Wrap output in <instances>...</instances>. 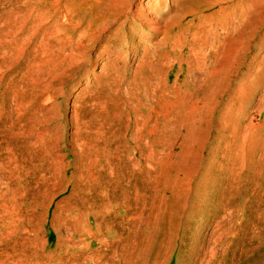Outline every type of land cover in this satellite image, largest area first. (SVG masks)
Wrapping results in <instances>:
<instances>
[{
    "label": "bare ground",
    "instance_id": "1",
    "mask_svg": "<svg viewBox=\"0 0 264 264\" xmlns=\"http://www.w3.org/2000/svg\"><path fill=\"white\" fill-rule=\"evenodd\" d=\"M12 1L14 5L6 14L16 25L10 26L4 20L0 28L3 63L10 61L16 65L24 53L23 48L32 45L30 40L37 30L42 34L38 45L29 52L34 56L30 65H26L8 111L0 110V245L7 251L9 243L27 228L32 238L27 242V255L34 256L35 264H43L38 260V251L34 250L38 246L34 240L37 213L40 218L46 217L44 210L58 195L69 190V204L63 207V218L59 221L61 216L53 215L52 228L57 234L58 252L47 253L45 256L50 259L84 254L104 256L96 248L97 234L101 231L98 219L106 222L101 208L112 207L114 201L119 202L115 206L117 210L132 213V223L127 229L128 237L132 233L130 238L137 236L136 223L146 209L152 213L157 201L159 207L165 205L168 209L162 213H168L169 221L157 245L153 243L150 247L151 259L142 257L140 264H165L173 257L183 260L198 256L204 248L201 244L195 246V234L187 228L189 221L206 208H210L216 218L221 209V204L213 206L214 180L209 184L205 181V177L214 172L215 160V156L209 154L206 156L208 164L205 162L208 133L212 127L220 135L237 136L239 132L243 141L252 134L251 122L242 129L239 122L245 118L247 101L244 98L251 87L252 62L243 64L249 55L250 44L259 34L262 35L254 49L258 51L264 47V0H170L172 5L180 7L182 14L176 25L169 24V13H163L167 0ZM218 5H221L218 12L204 15L203 12ZM171 10L176 13L175 9ZM187 17L190 20L183 23ZM214 18L215 35L208 43L205 31ZM116 24L118 26L111 30ZM126 24L129 27L123 32L122 27ZM136 26L141 28L140 34L161 35L156 45L159 49L164 48L166 54L157 59L156 65L172 59L164 64L167 71L178 67L190 80L196 75L200 78L190 81L191 87L179 90V93L176 88L173 94L165 84L166 73L160 74L159 69L153 68L151 76L156 77L157 86L149 80L129 85L131 96L125 101V107L134 111L133 130L123 137L129 143L120 152L123 156L105 155L107 147L99 145L105 133L98 131L94 137L85 131L79 137L75 134L67 151L68 145L62 144L60 135L53 133L54 118L43 103L48 91L54 83L60 85L59 77L64 67L69 64L74 67L77 59L85 54L89 45L99 40L101 34L110 32L103 39L106 47L98 56L110 57L114 52L108 53V45L120 41V48L124 49V40L139 34ZM217 30L223 35L219 36ZM206 45L210 49L208 56L202 53ZM130 46L134 48L133 43ZM169 52L175 53L174 57ZM242 57L243 71L236 74ZM115 58H123V55L118 54ZM43 65L49 68L45 69ZM59 70L61 72L57 73ZM112 87L116 90L114 85ZM183 91L181 98H172ZM236 109L240 119L233 116ZM141 111H148V116L140 115ZM101 120L91 125H99L95 128L100 129ZM81 128L84 129L83 125ZM179 136H182L181 149L172 162L171 148ZM114 141L118 142V138ZM114 150L118 152V147ZM157 168L160 173L169 168L174 172L161 194L152 186ZM107 170L108 177L104 175ZM256 170L259 173L264 169ZM200 171L204 174L197 187L191 190L192 180ZM255 183L259 187L263 184L258 180ZM108 186L111 192L121 191L123 198L117 201L112 195L114 201L110 199L103 203L101 191ZM187 210L191 217L185 218ZM66 212H72V215ZM182 218L184 223L181 225ZM61 227L70 231L68 237L59 234ZM218 241L222 244L220 236ZM119 250L118 256H123L124 264H138L136 256L140 247L138 249L137 243H130L127 238L111 256ZM59 259L57 264L75 261Z\"/></svg>",
    "mask_w": 264,
    "mask_h": 264
},
{
    "label": "rangeland",
    "instance_id": "2",
    "mask_svg": "<svg viewBox=\"0 0 264 264\" xmlns=\"http://www.w3.org/2000/svg\"><path fill=\"white\" fill-rule=\"evenodd\" d=\"M237 1L242 0H234V2ZM13 5L12 0H0V28L4 20L10 26L16 25L14 19L6 14ZM174 6L170 3V0H167V7L163 12L170 14L169 24L171 25H176L182 15L180 7ZM220 7L221 5L215 6L203 13L205 16H210L218 12ZM171 9H175L176 13ZM160 16L162 15L160 14ZM189 20L190 17H187L183 20V23ZM214 23H216V18L209 21V26L206 27L205 36L208 43L215 35ZM116 26L118 24L113 26L111 30ZM128 27L129 25H124L122 27L123 32ZM135 30H139V34L134 35L132 39L124 40V49L120 48L121 42L118 41L108 45V53L114 52L112 53L114 55L100 57L98 56L99 52L106 47L103 44V39L110 33L106 31L100 35L95 44L88 46L87 51L77 59L78 62L74 67H69V64L64 67L62 72L61 70L57 72H61L59 77L61 83L60 85L54 83L43 103L54 118L51 126L53 127V133L60 135L62 144L68 145L67 151L71 148L70 143L74 141L75 134L79 137L81 132L85 131L89 136L94 137L98 133L104 132L105 136L99 145L107 147L108 151H105V155L110 156L113 154L117 156L118 154L120 157L123 156V153L120 154V152L129 146V143L123 137L133 130L132 118L134 111H130L125 107V101L131 96L129 85L142 84L146 80L156 85V77L151 76L153 68L159 69L160 74L162 72L166 73L165 84L169 87L168 91L173 92V94L176 88L179 93V90L191 87L190 81L194 82L195 79L200 78L196 75L190 80L178 67L167 71L164 64H168L170 59L160 61V64L156 65L157 59L159 60L166 54L164 48L159 49L156 45L161 35L149 37L144 32L140 34L141 28L137 26ZM175 30L176 28L173 31ZM217 33L219 36L223 35L221 30H217ZM41 34L42 31L39 33L37 30L36 36L30 40L32 45L28 44L23 48L24 53L18 59L16 65L10 61L3 63L0 47V110L3 112H7L9 109L11 98L14 91L19 87L26 65L27 67L30 65L29 61L34 56L29 55V52L38 45ZM261 35H257L250 44L249 55L245 63L243 64L244 58L242 57V63L237 65L236 70V74H238V72L243 71L242 64L245 66L246 63L252 62L249 79L251 87L244 98L247 101L245 118L239 121L241 129L247 122H251V136L247 141H243L239 132L237 136H232L230 133L220 135L214 127L208 133L204 151L205 162L208 164L206 156L209 154L214 155L215 160L213 162L214 172L212 175L205 177V181L209 184L214 180L213 188L216 192L213 193V206L221 204V209L216 214V218H213L214 215L212 216L210 208H206L202 212L199 211L189 221L187 228L190 233L195 234L197 240L195 246L201 244L204 248L198 252V256L184 258L183 260H181V257L180 259L179 257H173L167 260L165 264H264V47L258 51L254 49ZM132 43L134 48L130 46ZM208 47L206 45L203 49L202 53L205 56L210 54ZM118 54L123 55V58H115ZM168 54L174 57L175 53L169 52ZM43 66H45V69L49 68L46 65ZM161 66L162 69H160ZM112 85L115 86L116 90ZM182 96H184V91L178 97L172 95V98L177 99ZM237 111L236 109L233 112V116L240 119V113L238 114ZM140 115L148 116V111L145 113L141 111ZM101 119H103V122ZM96 120H101L102 128H95L99 125H91ZM82 125L84 129L81 128ZM0 127H2L1 123ZM97 131L98 133L94 134ZM116 138H118V142L114 141ZM181 139L182 136H179L174 140L171 148L172 162L175 161V155L181 149ZM116 147H118V152L114 150ZM202 165L203 167L206 166L204 163ZM255 167L257 169L261 168L263 171L258 173ZM158 169L152 180V186L155 191L161 194L165 190V185L170 183L174 172L169 168L164 173H160ZM107 174L108 170L104 175L108 177ZM203 174L204 171H200L192 180L191 190L197 187L200 176ZM256 180L263 182L261 187L255 183ZM100 183H102L101 179ZM108 189L103 188L101 191L103 203L112 199V195L116 197L117 201L123 198L121 191L111 192L109 186ZM68 195L69 190L58 195L44 210L46 217L40 218V214L37 213L34 240L38 246L34 250L38 251L40 255L38 260H41L43 264H57L59 258L62 257L65 260L68 258L75 259L72 264H124L123 256H118L120 250L114 254L115 256L111 255L118 245L121 248L122 244H125L127 238H129L130 243L133 241L137 243L138 249L140 247V251L137 252L138 256L135 255L139 260L137 261L138 264L142 262V257L146 260L151 259V256H149L150 247L153 243L157 245L161 233L166 228L169 221L168 213L164 214L162 212L165 209L168 212V209L165 205L159 207L160 203L158 201L155 203L156 206L152 213L149 209H146L139 222L136 223L135 233L137 236L130 238L132 233L128 237L127 229L129 224L132 223V213L128 212L126 214L125 209L117 210L115 206H118L119 202L113 199L112 207L104 206V208H101V213L103 211L102 214L106 217V222L102 223V218L98 219L101 231L97 234L98 245L96 248H99V253L104 256L96 257L84 254L83 256H54L53 259H50V256H45L49 252H58L56 251L57 234L52 228V220L54 214L61 216L59 221L63 218V207L67 203L69 204ZM67 213L69 212L65 214ZM71 213L69 214L72 215ZM184 217H191L188 210L185 212ZM182 223H184V218L181 220V225ZM120 225L121 230L119 229ZM28 230L32 231L33 229ZM69 232L65 227H61L59 234L68 237ZM219 236L222 238L223 245L219 244ZM29 238L32 239L26 228L19 238H15L9 243L10 247L7 251L4 245H0V264H35L36 261L32 258L34 256L27 255L29 253V244H27ZM6 252L8 256H6ZM214 253V258L210 260L209 256Z\"/></svg>",
    "mask_w": 264,
    "mask_h": 264
}]
</instances>
